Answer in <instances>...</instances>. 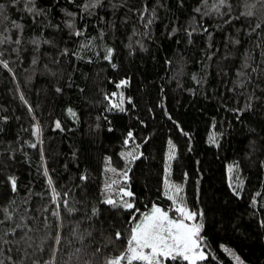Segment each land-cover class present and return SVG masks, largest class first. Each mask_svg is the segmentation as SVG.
<instances>
[{
    "label": "trees",
    "instance_id": "obj_1",
    "mask_svg": "<svg viewBox=\"0 0 264 264\" xmlns=\"http://www.w3.org/2000/svg\"><path fill=\"white\" fill-rule=\"evenodd\" d=\"M89 2L33 0L34 15L27 0H0V220L12 217L0 260L106 264L126 249L132 216L156 205L175 217L167 197L178 186L203 213L198 264H264V7ZM121 96L123 112L112 107Z\"/></svg>",
    "mask_w": 264,
    "mask_h": 264
},
{
    "label": "snow or ice",
    "instance_id": "obj_2",
    "mask_svg": "<svg viewBox=\"0 0 264 264\" xmlns=\"http://www.w3.org/2000/svg\"><path fill=\"white\" fill-rule=\"evenodd\" d=\"M27 3L29 4V13L39 15V11L31 6L33 4V0H27ZM100 3L101 0H90V2L85 5V7L95 8L100 5ZM226 3L227 0H217V4L215 6L216 10L218 11L219 8L225 6ZM258 3L264 7V0H258ZM2 7L3 5H0V8ZM197 11H199V9H197ZM69 15L71 16L74 14L69 13ZM253 15L254 13L251 11L247 13V16L249 17ZM151 23L152 20H147V24ZM15 27L18 30H22V26L19 24H16ZM68 27L71 28L72 25L69 24ZM256 27L259 28L261 25L258 24ZM74 34L76 36L81 35L79 31L75 32ZM188 35L190 36L191 33L189 32ZM7 42V39H0V45H3ZM14 42L19 44L20 40L16 39ZM32 43L39 47L40 41L33 40ZM85 47H87V45H85ZM112 53L113 50L109 48L104 56V59L111 62ZM65 54H68L67 51H65ZM2 56L3 51H0V57ZM0 63H2L5 68L8 67L6 61L0 60ZM112 66L115 67V64ZM126 84L127 81H121L117 87L125 86ZM57 91H60V89H57ZM113 96H115V93H113ZM106 99H108V97H106ZM123 104L124 100L121 96L119 103L112 104V107L118 108L121 112H123L125 110ZM69 112H71V109H69ZM72 115H75V113H72ZM55 127L57 129L61 128L59 121L56 122ZM133 139V133L129 131L124 144L128 145ZM212 141L215 142L214 137L212 138ZM169 145L170 151L168 155V161L170 167V162L175 158V152L174 146L171 145V141H169ZM32 147H36V145L33 144ZM127 157L131 158L132 161L140 158L138 155H136L134 150L129 151L127 153ZM229 171H232V169L230 168ZM45 175H47L46 172ZM123 176L126 178L127 172H124ZM80 179L87 180V177L81 176ZM48 183L50 186L52 185L51 180H49ZM114 183L115 182L106 185V194L111 192ZM11 187L13 191L16 190L15 179L11 180ZM170 191L172 194L168 195L167 198L172 201V211L176 214L175 217L170 215L169 211L164 210L156 205L152 206L150 212L142 214V218L140 219L132 216L129 223L133 226L130 228V237L127 240L126 249L114 259L106 261V264H198L199 261H204L207 258V254L202 246L203 237L201 236V232L203 229V224L199 222L202 220L203 213L191 211L183 204V200L180 195L182 189L180 187L174 186L172 189H170ZM56 195L57 197L59 196V194ZM66 195L67 193H65V196ZM133 195L134 194L131 191L121 189L120 206L128 210L133 209L134 203L123 200V197H133ZM55 198L56 197H54V199ZM63 203L67 204V201L64 200ZM104 203L113 207L117 206V201L114 200L111 195H108V198L104 200ZM57 206L59 207V205ZM53 215H57V213L53 212ZM11 219L12 217L9 215L5 217L4 220H0V224H4L6 221ZM17 227H19V225ZM115 239H121V233L117 232L115 234ZM55 242L60 243V239H56ZM3 243H10V241L4 240V235L0 233V244ZM0 264H5V261L0 260Z\"/></svg>",
    "mask_w": 264,
    "mask_h": 264
},
{
    "label": "rangeland",
    "instance_id": "obj_3",
    "mask_svg": "<svg viewBox=\"0 0 264 264\" xmlns=\"http://www.w3.org/2000/svg\"><path fill=\"white\" fill-rule=\"evenodd\" d=\"M205 251V250H204ZM206 252V251H205ZM236 258V261L240 262V263H243L242 259H240L238 256H235ZM238 258V259H237Z\"/></svg>",
    "mask_w": 264,
    "mask_h": 264
}]
</instances>
